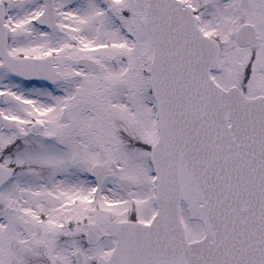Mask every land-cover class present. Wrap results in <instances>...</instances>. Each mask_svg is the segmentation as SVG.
Wrapping results in <instances>:
<instances>
[{"label": "snow or ice", "instance_id": "obj_1", "mask_svg": "<svg viewBox=\"0 0 264 264\" xmlns=\"http://www.w3.org/2000/svg\"><path fill=\"white\" fill-rule=\"evenodd\" d=\"M0 264H264V0H0Z\"/></svg>", "mask_w": 264, "mask_h": 264}]
</instances>
